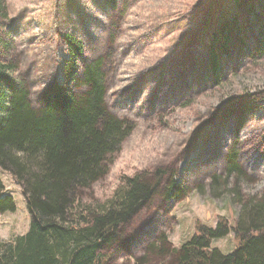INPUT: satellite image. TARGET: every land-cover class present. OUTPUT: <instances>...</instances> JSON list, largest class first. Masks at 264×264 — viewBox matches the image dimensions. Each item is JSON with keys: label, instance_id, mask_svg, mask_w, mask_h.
<instances>
[{"label": "rangeland", "instance_id": "obj_1", "mask_svg": "<svg viewBox=\"0 0 264 264\" xmlns=\"http://www.w3.org/2000/svg\"><path fill=\"white\" fill-rule=\"evenodd\" d=\"M81 45L75 64L98 62L105 100L133 129L92 187L110 197L123 177L163 169L152 201L102 249V264H176L165 247L188 241L198 225L234 224L239 196L264 195V39L247 5L233 0H0V54L14 65V86L29 90L33 106L54 84L77 92L66 75L65 36ZM243 172L227 176L229 151ZM219 176L217 183L212 182ZM176 188L165 197L163 185ZM0 182L16 205L0 213V240L23 235L30 213L21 188L0 168ZM155 244L152 249L150 244ZM232 232L211 247L233 250ZM166 250V249H165Z\"/></svg>", "mask_w": 264, "mask_h": 264}, {"label": "trees", "instance_id": "obj_2", "mask_svg": "<svg viewBox=\"0 0 264 264\" xmlns=\"http://www.w3.org/2000/svg\"><path fill=\"white\" fill-rule=\"evenodd\" d=\"M233 1L238 7L247 5L264 34V0ZM64 40L71 57L64 64L66 75L81 79L83 89L72 92L54 84L39 106L32 105L27 87L13 85L8 76L14 65L0 54V168L20 186L30 213L25 234L0 240V264H102V249L119 239L121 227L152 201L165 177L161 168L135 172L123 177L110 197H95L92 186L106 175L133 125L108 110L99 63L84 65L80 76L75 60L81 45L72 35ZM226 156L227 176L241 175L237 151ZM218 180L214 175L212 182ZM163 188L169 197L174 179ZM4 189L0 182V213L16 208ZM234 191L231 198L240 206L234 224L224 217L214 226L200 224L178 247H165L162 235L157 253L169 252L176 264H264V195L245 201ZM230 232L232 251L211 247L214 239Z\"/></svg>", "mask_w": 264, "mask_h": 264}]
</instances>
